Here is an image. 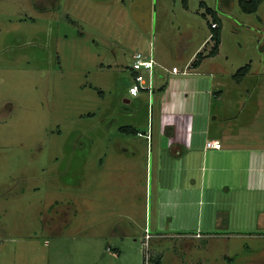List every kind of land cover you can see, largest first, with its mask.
<instances>
[{
  "label": "rangeland",
  "instance_id": "1",
  "mask_svg": "<svg viewBox=\"0 0 264 264\" xmlns=\"http://www.w3.org/2000/svg\"><path fill=\"white\" fill-rule=\"evenodd\" d=\"M262 1L249 14L238 0H0V264H264L256 211L155 226L161 90L127 92L136 51L183 69L214 18L220 53L198 76L257 71ZM157 68L156 86L173 85Z\"/></svg>",
  "mask_w": 264,
  "mask_h": 264
},
{
  "label": "crops",
  "instance_id": "2",
  "mask_svg": "<svg viewBox=\"0 0 264 264\" xmlns=\"http://www.w3.org/2000/svg\"><path fill=\"white\" fill-rule=\"evenodd\" d=\"M260 4L249 14L259 12ZM257 18L264 21V15ZM210 35L185 63L186 73L198 76L204 61L219 55L221 33L214 55H207L213 43L208 51L203 50L212 41ZM197 53H201L200 59ZM262 55L257 71L250 62L248 71L241 77L207 79L181 77L184 74L171 72L155 56L173 83L171 86L155 83L153 92L147 93L151 98L156 90H161L162 102L156 133V227L199 229L224 221L230 225L234 212L251 216L256 211V226L264 228ZM156 71V76L164 75L158 68ZM123 99L131 102L130 98ZM147 131L146 139L152 145L153 127ZM208 139L220 141L221 147H205ZM151 159L153 164L154 158Z\"/></svg>",
  "mask_w": 264,
  "mask_h": 264
},
{
  "label": "built area",
  "instance_id": "3",
  "mask_svg": "<svg viewBox=\"0 0 264 264\" xmlns=\"http://www.w3.org/2000/svg\"><path fill=\"white\" fill-rule=\"evenodd\" d=\"M211 27L216 26V22H211ZM165 68L162 66L157 59L155 58L154 50L151 47L147 52L136 51L133 54V60L131 64L132 71V81L129 83L127 92L131 97L138 96L140 92L145 91L151 94L155 88V76H156V68ZM173 73H182L185 74L187 72L186 69H179L176 66H172L170 69ZM149 136V135H148ZM205 147L207 148H220L221 143L218 140L208 139L205 142ZM199 235V234H197ZM151 237L150 232L145 229V242L144 244L147 246V240ZM148 255L145 256V263H147Z\"/></svg>",
  "mask_w": 264,
  "mask_h": 264
},
{
  "label": "trees",
  "instance_id": "4",
  "mask_svg": "<svg viewBox=\"0 0 264 264\" xmlns=\"http://www.w3.org/2000/svg\"><path fill=\"white\" fill-rule=\"evenodd\" d=\"M262 2V0H238V4L241 8V10L245 13H252L254 11H256V9L258 8L259 4ZM206 10L208 12H211V13H214V11L207 7ZM214 15L216 16V13H214ZM214 22H216V26L215 27H211L212 29V33L210 35V39H212L213 41V46L210 50V52H208L207 55H214L217 48H218V45L220 43V33H221V22L220 20H217V19H213ZM197 58L201 57V53H197L196 54ZM248 64L244 67H241V69H244V72H242L241 74L244 75L247 71H248ZM239 69V70H241Z\"/></svg>",
  "mask_w": 264,
  "mask_h": 264
}]
</instances>
